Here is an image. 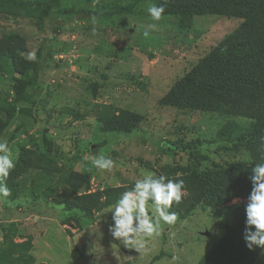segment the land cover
Segmentation results:
<instances>
[{
    "label": "rangeland",
    "instance_id": "obj_1",
    "mask_svg": "<svg viewBox=\"0 0 264 264\" xmlns=\"http://www.w3.org/2000/svg\"><path fill=\"white\" fill-rule=\"evenodd\" d=\"M43 1L0 0V119L14 96L12 85L30 70L27 53L41 50L33 116L19 115L2 138L16 163L30 148L60 168L55 180L61 174H89L90 190L122 187L118 198L143 172L206 176L225 162L250 161L240 135L250 119L186 113L164 100L243 18L187 9L153 22L147 6L162 0H151L137 3L132 14L82 19L80 9L110 11L131 0H62L40 29ZM14 51L18 62L5 55ZM121 111L138 116L132 131L110 127ZM99 154L114 161L111 172L91 165ZM50 178L33 171L7 179L8 187L12 179L20 192L0 198V264H213V254L220 252L229 261L225 264H264V252L245 246L244 210L230 213L207 205L205 197L187 212L172 209L176 222L163 226L140 254L111 237V214L104 212L112 204L92 213L69 209L72 194L64 193L62 182L51 189Z\"/></svg>",
    "mask_w": 264,
    "mask_h": 264
},
{
    "label": "trees",
    "instance_id": "obj_2",
    "mask_svg": "<svg viewBox=\"0 0 264 264\" xmlns=\"http://www.w3.org/2000/svg\"><path fill=\"white\" fill-rule=\"evenodd\" d=\"M62 0H44L38 5V27L43 29L46 19L58 8ZM151 0H131L124 6H117L115 10L87 9L78 11L82 19L95 16L99 19H110L115 15L132 14L136 4ZM157 5H165V13L182 12L187 9H205L204 11L220 14H232L243 18L241 25L228 37L222 40L201 62L180 79L164 98L165 102L177 106L186 113L220 112L250 119V123L240 133L242 143L248 153L250 161H230L221 165L220 169L204 175L184 174L178 176L186 182L187 197L179 206L173 207L178 212H187L197 205L201 199L207 205H216L232 213L244 210L246 198L251 191L249 176L251 166L257 162L264 163V0H162ZM5 55L18 62V52ZM41 50L36 53V59L30 62V70L23 74L22 79L12 85L13 98L8 101L3 111L5 119H0V140L4 132L19 115L33 116L36 105L34 93L38 90L40 77L39 66ZM30 103L20 106V103ZM137 115L129 111H121L110 122L113 130L132 131L139 124ZM230 124L223 131H227ZM15 130L10 141L16 138ZM226 132L220 133L224 135ZM245 134V136H244ZM227 135L231 136L230 132ZM231 141V137H228ZM33 171L41 174L49 173L50 188L54 183L62 182L64 193L69 192L72 198L66 201L69 209H78L92 213L104 206L113 204L117 199V191L122 187L105 188L92 191L90 175L80 172L61 174L55 180L60 168L47 155L40 154L30 148H24L16 163L13 175H29ZM61 172V171H60ZM59 172V173H60ZM177 176L169 177L176 178ZM11 194H19L18 183L11 179ZM49 188V189H50ZM36 195V194H35ZM39 195V194H37ZM235 199L243 202L233 203ZM213 254V264H225L222 255ZM207 256L204 261L208 263ZM211 264V263H210Z\"/></svg>",
    "mask_w": 264,
    "mask_h": 264
},
{
    "label": "clouds",
    "instance_id": "obj_3",
    "mask_svg": "<svg viewBox=\"0 0 264 264\" xmlns=\"http://www.w3.org/2000/svg\"><path fill=\"white\" fill-rule=\"evenodd\" d=\"M147 15L153 22L161 21L165 18V5L150 3ZM151 26L155 27V24ZM144 35L147 36L148 32ZM26 59L35 60V51L27 53ZM84 158L89 159L87 156ZM261 159L264 160V156ZM90 163L102 173L111 172L114 168V161L103 154L91 158ZM15 168L13 149L6 140H0V198L11 195L6 181ZM251 173V191L246 198L242 237L249 250L259 248L264 252V163L257 162L251 166ZM187 195L186 182L178 176L169 178L152 172L141 173V177L135 179L132 186L105 209L104 214H111L112 222L108 225L111 237L120 245L142 254L149 241L161 235L163 226L176 222L177 214L172 209L174 205H181Z\"/></svg>",
    "mask_w": 264,
    "mask_h": 264
}]
</instances>
